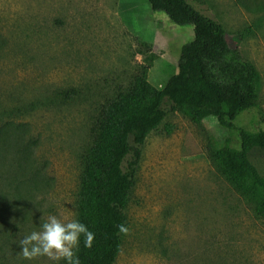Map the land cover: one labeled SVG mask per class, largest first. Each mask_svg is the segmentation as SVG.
Returning <instances> with one entry per match:
<instances>
[{
	"label": "rangeland",
	"instance_id": "374dc122",
	"mask_svg": "<svg viewBox=\"0 0 264 264\" xmlns=\"http://www.w3.org/2000/svg\"><path fill=\"white\" fill-rule=\"evenodd\" d=\"M244 1L250 8L237 0H192L259 69V104L236 119L259 131L264 0ZM0 35L7 40L0 49V124H26L33 141L29 175L10 158L0 164V264H61L25 259L19 241L40 230L42 216L77 219L80 155L102 105L143 62L138 39L152 44L158 58L149 80L163 88L194 27L153 12L147 0H0ZM72 86L81 95L57 93ZM229 136L238 138L215 117L195 123L177 111L149 134L126 209L129 233L115 264H264V217L211 156ZM250 157L264 175V151Z\"/></svg>",
	"mask_w": 264,
	"mask_h": 264
},
{
	"label": "trees",
	"instance_id": "16d2710c",
	"mask_svg": "<svg viewBox=\"0 0 264 264\" xmlns=\"http://www.w3.org/2000/svg\"><path fill=\"white\" fill-rule=\"evenodd\" d=\"M153 12H165L176 25L194 27L195 37L184 44L178 69L158 88L149 80L157 54L152 44L138 39L143 62L129 84L119 88L100 108L90 127V140L80 155L77 220L95 233L91 248L81 237V264H115L123 245L118 226L128 225L126 209L149 134L168 115L180 112L195 123L215 117L237 135L229 136L211 156L236 189L264 217V175L251 160L264 151V130L250 131L236 124L238 116L259 104L262 77L256 64L232 43L229 31L192 0H147ZM204 3L203 0H194ZM250 8L244 0H237ZM7 40L0 35V49ZM65 99L81 95L78 87L57 91ZM172 133L173 126L165 125ZM26 124H0V164L8 158L27 176L31 170L32 140ZM19 173V174H20ZM61 264H66L62 261Z\"/></svg>",
	"mask_w": 264,
	"mask_h": 264
},
{
	"label": "clouds",
	"instance_id": "9594fccd",
	"mask_svg": "<svg viewBox=\"0 0 264 264\" xmlns=\"http://www.w3.org/2000/svg\"><path fill=\"white\" fill-rule=\"evenodd\" d=\"M118 228L125 235L129 233V228L123 224ZM81 237L85 247L93 246L95 233L79 220L54 214L42 216L40 230L19 241L20 254L27 260L47 257L52 261H66V264H81L78 255Z\"/></svg>",
	"mask_w": 264,
	"mask_h": 264
}]
</instances>
